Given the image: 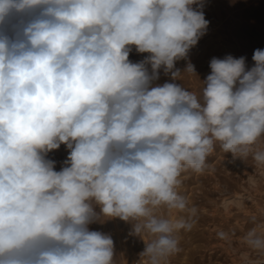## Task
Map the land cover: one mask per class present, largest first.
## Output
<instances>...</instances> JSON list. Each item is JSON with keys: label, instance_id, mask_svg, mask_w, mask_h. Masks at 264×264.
<instances>
[{"label": "clouds", "instance_id": "clouds-1", "mask_svg": "<svg viewBox=\"0 0 264 264\" xmlns=\"http://www.w3.org/2000/svg\"><path fill=\"white\" fill-rule=\"evenodd\" d=\"M203 8L0 0V264H114L111 236L89 229L112 218L151 238L143 264H167L196 213L182 172L203 171L216 145L264 167V49L250 69L243 56L213 57L199 96L156 83L161 70L181 76L176 62L208 30ZM133 46L149 55L130 61ZM185 72L196 74L190 61ZM61 144L70 152L55 171L46 156ZM251 223L241 243L264 257V221Z\"/></svg>", "mask_w": 264, "mask_h": 264}, {"label": "rangeland", "instance_id": "rangeland-1", "mask_svg": "<svg viewBox=\"0 0 264 264\" xmlns=\"http://www.w3.org/2000/svg\"><path fill=\"white\" fill-rule=\"evenodd\" d=\"M195 7L193 5V8ZM203 11L205 19L210 22L206 35L190 50L187 61L182 59L175 65L183 73L185 63L193 60L197 75L185 72L175 83L188 87L186 89L195 91L198 96L203 88L201 81L211 72L209 63L213 57L223 58L229 54L236 58L243 56L246 58V68L250 69L255 63L252 59L254 51L264 49V0H204ZM134 48L133 46L129 54V60L134 63L149 55L138 53ZM161 72L157 84L174 82L171 76H165L162 70ZM258 143L260 147H264V138ZM69 152L70 150L61 144L59 149L49 152L46 159L55 161L54 170L60 171L65 166L64 161L67 160ZM250 174L257 182L254 189L248 186L247 178ZM179 179L178 191L186 197L189 207L196 209V213L191 230H181L175 234L179 241V251L170 257L171 264H243L244 253H248L253 260H264V257L250 252L240 243L243 235L252 227L253 217L264 221V167L257 166L251 156L246 160L234 158L231 153H224L219 145H216L213 153L207 158L203 171L188 169L182 172ZM219 181L226 185L228 192L232 191V194L236 191L235 193L250 195L251 198L245 201L249 210L251 209L250 212L239 210L236 206L231 207V213L225 212L221 205L225 195L216 191L218 189L215 183ZM96 211L99 212L98 206ZM179 215L183 214L173 213L172 217ZM89 229L111 236L114 242V264L143 263L140 253L145 249V238L131 234L130 222L119 218L103 219L90 224ZM220 233L227 234V238H221ZM228 244L237 252L229 248Z\"/></svg>", "mask_w": 264, "mask_h": 264}, {"label": "bare ground", "instance_id": "bare-ground-1", "mask_svg": "<svg viewBox=\"0 0 264 264\" xmlns=\"http://www.w3.org/2000/svg\"><path fill=\"white\" fill-rule=\"evenodd\" d=\"M211 26V25H210ZM221 43V42H220ZM200 45V44H199ZM209 45V44H208ZM213 45V44H212ZM203 46V45H202ZM205 48H206V46H205ZM211 48V47H210ZM135 49V48H134ZM237 50V49H236ZM195 51V50H194ZM239 52V51H238ZM196 53V52H195ZM207 53V52H206ZM145 54V53H144ZM134 55V54H133ZM206 55V54H205ZM193 56V55H192ZM197 56V55H196ZM200 56V55H199ZM204 56V55H203ZM202 56V57H203ZM240 56V55H239ZM195 57V56H194ZM189 58V57H188ZM192 58V57H191ZM207 58V57H206ZM188 60V59H187ZM187 60H185V61H187ZM193 61V60H192ZM192 61H191V63H192ZM199 63V62H198ZM179 64V63H178ZM185 64H187V63H185ZM193 64H194V62H193ZM177 65V64H176ZM183 65V64H182ZM195 65V64H194ZM204 65V64H203ZM178 68V67H177ZM181 70V69H180ZM205 71V70H204ZM162 73V72H161ZM201 73V72H200ZM183 74V73H182ZM197 74V73H196ZM190 75V74H189ZM162 76V75H161ZM170 76V75H169ZM169 79H170V77H169ZM202 79V78H201ZM186 81V80H185ZM175 82V81H174ZM184 82V81H183ZM162 83V82H161ZM177 83V82H176ZM195 83V82H194ZM161 85V84H160ZM188 86V85H187ZM194 86V85H193ZM195 87H197V85L195 86ZM186 88H188V87H186ZM193 88V87H192ZM200 88V87H199ZM195 92V91H194ZM199 93V92H198ZM235 158H237V157H235ZM61 169V168H60ZM250 178L251 179H253L254 181H255V183H252V182H250ZM248 186H249V188H252V189H254L255 187H256V184H257V182H256V180L254 179V177L250 174L249 176H248ZM219 183H220V181H219ZM219 183H215V185H217V189L218 190H216V191H218V192H220L222 195H225V197L223 198V200H222V203H221V205H222V207H223V210L225 211V212H227V213H231V207H233V206H236L239 210H242V211H246V212H250V210H249V207H247V205H246V203H245V201L248 199V198H251L250 197V195H245V194H241V193H233L232 194V191H231V193L230 192H228V189H227V187H226V185H224V184H221L220 183V185H218ZM214 185V186H215ZM244 187V186H243ZM247 188V187H246ZM245 189V188H244ZM251 190V189H250ZM246 191H248V189H246ZM250 193V192H249ZM220 194V195H221ZM252 213V212H251ZM178 217V216H177ZM176 217V218H177ZM244 224V223H243ZM241 225H242V223H241ZM123 226V225H122ZM117 227V226H116ZM115 227V228H116ZM128 227V226H127ZM242 227V226H241ZM240 227V228H241ZM118 228V227H117ZM116 230V229H115ZM122 230V229H121ZM131 231V230H130ZM123 234V233H122ZM121 234V235H122ZM227 235V234H226ZM225 235V236H226ZM126 236V235H125ZM144 240H145V242H146V239H147V241L149 240V237H147V236H144ZM227 238V237H226ZM151 239V238H150ZM129 240V239H128ZM124 243V242H123ZM131 243V242H130ZM241 243V242H240ZM145 244V243H144ZM128 245V244H127ZM130 246H132V245H130ZM141 246H142V244H141ZM146 246V245H145ZM123 247H125V246H123ZM143 247H144V245H143ZM228 247L229 248H232L233 249V251H236L235 249H234V247L231 245V244H228ZM238 247V246H237ZM122 249V248H121ZM144 250V249H143ZM228 251V250H227ZM184 252V251H183ZM237 252V251H236ZM137 253V252H136ZM142 253V252H141ZM189 253V252H188ZM123 254V253H122ZM130 254V253H129ZM187 254V253H186ZM243 254V253H242ZM245 254V253H244ZM188 255V254H187ZM241 255V254H240ZM184 256V255H183ZM232 257H233V255H232ZM181 258V257H180ZM236 258V257H235ZM251 258V257H250ZM183 259H185V258H183ZM237 259V258H236ZM143 261V260H142ZM235 263V262H234ZM243 263V262H242ZM143 264V263H142ZM167 264H171V259H170V257L168 258V261H167Z\"/></svg>", "mask_w": 264, "mask_h": 264}]
</instances>
